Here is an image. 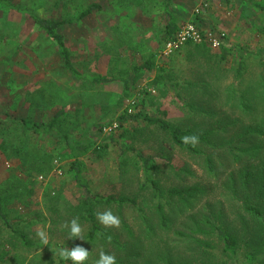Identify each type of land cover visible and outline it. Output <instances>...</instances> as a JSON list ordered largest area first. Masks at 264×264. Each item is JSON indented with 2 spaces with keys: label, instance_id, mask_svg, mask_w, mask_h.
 <instances>
[{
  "label": "rangeland",
  "instance_id": "rangeland-1",
  "mask_svg": "<svg viewBox=\"0 0 264 264\" xmlns=\"http://www.w3.org/2000/svg\"><path fill=\"white\" fill-rule=\"evenodd\" d=\"M11 1L51 19L76 17L91 4L100 9L61 29L83 75L77 79L30 17L0 5V193L13 226L0 219V264H71L54 253L76 245L91 252L86 264H95L101 250L114 254L117 264H264V11L251 0H171L180 26L194 21L195 8L207 1L195 22L205 34L224 37L219 47L190 42L165 52L166 0ZM151 56L153 69L138 70ZM98 74L112 81L94 83ZM60 110L66 114L57 133L93 140L80 157L85 186L74 179L64 143L21 123H47ZM140 111L210 133V143L196 144L201 154H190L158 126L135 118ZM138 152L153 159L151 177L163 190H200L187 202L167 196L164 223ZM209 157L214 172L206 166ZM89 194L101 197L95 215L110 209L119 217L118 229L96 218L119 247L89 238L83 207ZM107 195L136 203L107 204ZM247 203L263 210L260 218ZM77 217L85 240L67 238L64 225ZM205 219L236 235V254L224 250ZM38 229L48 233L49 246Z\"/></svg>",
  "mask_w": 264,
  "mask_h": 264
},
{
  "label": "trees",
  "instance_id": "trees-1",
  "mask_svg": "<svg viewBox=\"0 0 264 264\" xmlns=\"http://www.w3.org/2000/svg\"><path fill=\"white\" fill-rule=\"evenodd\" d=\"M251 2L257 8L264 11V1L251 0ZM0 5L8 8L9 10H14L20 14L27 15L28 17H30L32 21L37 25V27L53 43L56 44L59 50L61 59H62V66L64 70H66L67 72H70L77 79L83 78V75L73 63L71 50L66 45L64 36L61 33V29L62 27L68 24L84 19L85 17L93 13L94 11L98 10L99 9L98 4H91L76 17L63 16L59 19H51V18L42 17L28 8H23L20 5L13 3L11 0H0ZM165 14L167 17V24L165 26V30H164L163 37H162V40L164 41V43L170 40H173L178 30L180 29V26L178 25V17L174 14V12L171 11L168 3H166ZM221 49L224 52V54L225 52H230V48L224 45L221 46ZM225 56L222 55V58ZM153 67H154V61H153V56H151L147 60V62H145L142 66L138 67V70H144V69L152 70ZM157 79L160 81L162 79V76H159V77L157 76ZM91 80L97 84H104V83L106 84L112 81L111 78H108L105 75H100V74L93 76ZM122 82L124 84L125 93H129L130 87H129V82L127 78H123ZM65 114H66L65 110H60L47 123L36 124L30 120H22L21 123L24 124L28 129H30L35 134H42V133L49 134L55 137L56 139H58L60 142L64 143L67 149L71 152V155L73 158V161L70 162V168L72 169L74 173V179L79 185L85 186L81 178L82 167L84 163L82 160H80V157L85 156L90 151L93 140L92 138H88L87 136H82L79 139H73L68 134L57 133L55 131V125ZM134 116L135 118L143 119L145 122H147L150 125L158 126L161 130L169 134L171 140L176 146H178L179 148H181L182 150L186 152H189L190 154L200 155L201 151L197 149L196 146L193 147L191 143H184L181 139L182 137L191 136L193 134H196L199 136L198 143L203 144V143L209 142L210 133L197 132L194 129H182L180 126L171 124L168 121H165L163 119L151 117L148 113H145L144 111H140L134 114ZM127 117H128V113L126 111L120 117V120L123 121ZM110 139L113 140V137H111ZM135 157L136 159L139 160V162L143 166L142 168L144 170V174L147 177L146 178L147 183L151 184V187L154 192V196L158 200L156 208L159 214V219L161 220L162 223L165 222L163 201L167 196L168 197L175 196V197H178L179 200L187 202L189 199H191L197 193L200 192V190L196 187H190L186 189L172 188L167 191L163 190L160 187L159 183L151 177V171L153 169V164H152L153 159L142 155L140 152L136 153ZM205 163L209 171L214 172V168H213L214 162L211 159V157L206 158ZM100 198L101 197H98L96 195L89 194L86 200L84 201V206H83L84 207V218L88 220L89 223L91 224L89 238L92 240L95 238H102L105 240H109L112 244H114V246L119 247V243L116 240V237L111 235L109 231L102 229L97 224L96 215L94 212V204L95 202L100 201L101 200ZM102 200L107 204H117L119 207H122L125 203H128V202L132 204L136 203L134 199H129L128 197H125V196L116 197L113 195H107V196L102 197ZM246 209L249 210V212L257 218H260L263 212L262 209L254 207L249 203H247ZM0 219L2 220L5 226L13 227L8 217V213L6 210L5 203H4V198L1 193H0ZM204 223L208 225L209 228H212L218 232L220 239H222L224 243V250L227 253H229L230 255L236 254L238 240L235 234L224 230L221 226H217L213 224L211 220L209 219H205ZM19 238L25 245L32 244V242H30L24 234H19ZM196 243L201 247H205V248L212 247L210 243L200 240V239H196ZM253 259H254L253 255H249V260L253 261Z\"/></svg>",
  "mask_w": 264,
  "mask_h": 264
},
{
  "label": "clouds",
  "instance_id": "clouds-1",
  "mask_svg": "<svg viewBox=\"0 0 264 264\" xmlns=\"http://www.w3.org/2000/svg\"><path fill=\"white\" fill-rule=\"evenodd\" d=\"M184 143H191L193 147L196 146L199 142V136L193 134L191 136H184L181 138ZM96 218L98 222L105 228H119L121 221L118 216L114 215L113 212L105 210L103 212H97ZM64 227L69 228L67 234L68 239H79L85 240L84 238V229L79 223V218H73L70 222H66ZM36 235L40 242L44 246H49V235L45 230L38 229ZM51 248V247H50ZM52 251V248H51ZM53 252V251H52ZM54 253V252H53ZM90 251L81 245H76L73 248H60L57 250L55 255H59L61 259L65 261H71V264H86L90 258ZM95 264H117V259L114 254H109L103 250L99 253V258L95 261Z\"/></svg>",
  "mask_w": 264,
  "mask_h": 264
},
{
  "label": "built area",
  "instance_id": "built-area-1",
  "mask_svg": "<svg viewBox=\"0 0 264 264\" xmlns=\"http://www.w3.org/2000/svg\"><path fill=\"white\" fill-rule=\"evenodd\" d=\"M207 7L208 4L203 3L197 8H195L194 12L196 18L194 19V21L186 22L180 27L175 38L173 40L166 42L165 52H172L174 50H177L189 42L207 41L213 47H219L221 45L224 37L223 33L220 36H215L211 33L205 34L199 27L198 23L195 22L197 21L201 13L205 9H207Z\"/></svg>",
  "mask_w": 264,
  "mask_h": 264
},
{
  "label": "crops",
  "instance_id": "crops-1",
  "mask_svg": "<svg viewBox=\"0 0 264 264\" xmlns=\"http://www.w3.org/2000/svg\"><path fill=\"white\" fill-rule=\"evenodd\" d=\"M166 3H168L169 4V6H170V9H171V11L173 12V10H172V7H171V0H166ZM166 3H165V6H164V13H165V7H166ZM204 3H206V4H208V7H209V3L206 1V2H204ZM208 7H207V9H208ZM99 9H100V6H99ZM207 9H205L204 11H206ZM92 14V13H91ZM175 14V13H174ZM166 15V14H165ZM176 15V14H175ZM166 20H167V17H166ZM191 21V20H190ZM75 23V22H74ZM72 24V23H71ZM166 24H167V22H166ZM68 25H70V24H68ZM180 26V25H179ZM65 27V26H64ZM181 27V26H180ZM63 28V27H62ZM164 30H165V28H164ZM62 33V32H61ZM164 33V32H163ZM163 37V36H162ZM65 39V38H64Z\"/></svg>",
  "mask_w": 264,
  "mask_h": 264
}]
</instances>
